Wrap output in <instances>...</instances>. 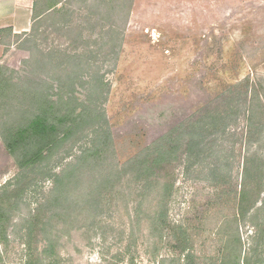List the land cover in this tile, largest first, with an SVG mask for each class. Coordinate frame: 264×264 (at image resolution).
Here are the masks:
<instances>
[{"label":"rangeland","instance_id":"rangeland-1","mask_svg":"<svg viewBox=\"0 0 264 264\" xmlns=\"http://www.w3.org/2000/svg\"><path fill=\"white\" fill-rule=\"evenodd\" d=\"M114 1L125 6L119 20L103 16L95 29L82 9L68 22L60 11L34 30L32 21L28 31H0L6 76L20 85H65L67 97L89 101L100 121L82 123L41 165L22 169L4 139L17 114L0 107V195L7 198L0 264H185L187 251L192 264H264V139L248 137L257 94L264 103V0ZM205 107L227 124L212 156L182 155L161 170L174 182L163 235L148 231L146 215L130 230L138 218V181L130 175L104 193L93 215L69 203L39 211L54 185L49 175L76 162L94 139H111L109 162L123 165ZM251 159L260 169L248 176L249 207L239 215ZM148 209L146 202L141 212ZM174 226L187 231V251L173 239Z\"/></svg>","mask_w":264,"mask_h":264},{"label":"trees","instance_id":"trees-1","mask_svg":"<svg viewBox=\"0 0 264 264\" xmlns=\"http://www.w3.org/2000/svg\"><path fill=\"white\" fill-rule=\"evenodd\" d=\"M76 7H78L77 10L74 9ZM124 7L122 3L114 0H34L32 29H35V24L38 27L37 25L51 19L60 11H63L62 17H67L65 21L68 22L78 10L82 9H86L88 13L80 14V18H83L84 22L91 23L90 25L95 29L98 27L95 25L103 16H107L113 22L118 21ZM130 10L128 7V13ZM82 25L79 23L76 26V28L79 27L77 31L79 39L84 38ZM7 31L12 32V29ZM114 31L116 30L111 29L107 33ZM5 71L6 68L0 66V107L10 106L15 110L17 118L15 120L11 118L8 126L5 124L7 131L5 130L4 139L8 151L22 169L35 164L41 165L55 154L82 123L100 122L97 119L96 110L87 106L89 101L79 102L74 96L67 97L65 85L60 86L59 89L47 81L36 82L35 86L20 85L13 78L6 76ZM76 81L71 82L72 87L75 86ZM68 87H70L69 84ZM257 99L259 105L249 109L248 137L250 139H264V118L257 123L259 116L264 117V103L259 94ZM16 100L25 109L15 108ZM226 124L227 117L222 112H212L209 107H205L177 123L123 165L109 162L111 139H94L93 145L87 147L76 162L68 164L62 172L49 175L54 185L39 211L43 210V207L51 210L69 203L80 205L82 209L93 215L94 211L103 206L104 193L112 191L125 176L130 175L138 181L136 193L138 205L135 215L138 218L132 219L130 230L135 227V223L141 221L142 215H146L143 220L146 222L148 231L154 233L159 231L163 235L165 229H171L168 203L174 190V182L167 175L160 173L161 170L182 155H186L188 159L212 156L217 132ZM252 159L245 166L244 185L239 194V215L245 213L246 206L249 207L246 204L251 194L250 186L247 185L248 176L260 169L258 165H254ZM219 169L217 165H214L212 171L219 172ZM1 195L0 240H3L4 224L7 218L5 207L7 198H2ZM146 202H149V209L147 213H143L141 207ZM172 234H174L173 239L179 242L178 246H182L181 250L187 251L189 248L185 245L189 242L187 231L182 226H174ZM49 248H52L50 244L47 245V249ZM127 249L129 250V246ZM193 256L191 251H187L185 264H192ZM213 264L228 263L225 258Z\"/></svg>","mask_w":264,"mask_h":264},{"label":"crops","instance_id":"crops-1","mask_svg":"<svg viewBox=\"0 0 264 264\" xmlns=\"http://www.w3.org/2000/svg\"><path fill=\"white\" fill-rule=\"evenodd\" d=\"M34 0H0V31L13 33L31 28Z\"/></svg>","mask_w":264,"mask_h":264}]
</instances>
